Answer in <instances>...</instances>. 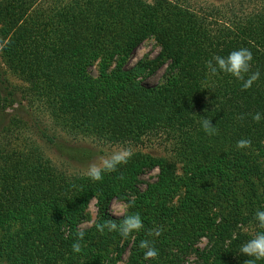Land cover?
<instances>
[{
	"label": "trees",
	"instance_id": "1",
	"mask_svg": "<svg viewBox=\"0 0 264 264\" xmlns=\"http://www.w3.org/2000/svg\"><path fill=\"white\" fill-rule=\"evenodd\" d=\"M45 2L50 6L44 7ZM230 2L214 6L211 13L192 8L185 0L0 2V44L8 62L29 78L36 98L59 128L43 137L71 156L86 148L66 147L58 140L60 131L75 138L137 145L164 135L170 147L169 154L161 156L134 151L126 164L105 173L99 182L85 173L52 171L39 154L23 156L22 151L5 153L0 148V226H21L15 237L10 234L9 240L0 242V260L115 264V258L94 253L86 241L91 232L101 235L96 224L122 221V216L108 212L111 201L120 199L133 202L128 212L139 213L143 224L138 236L129 239L126 264H189L192 254L201 264H244L248 257L239 248L250 237L235 232L234 221L242 214L240 201L234 197L228 223L210 224L200 213L206 202L198 187L206 176L214 183L216 179L222 189L217 194L231 200L242 181L258 179L264 186V120L252 119L255 113H264V0H241V6L248 7L240 11ZM151 37L161 47L158 56L128 64ZM239 48L252 53L249 74L260 73L247 90L229 74L213 76L206 68L213 56H227ZM97 61L99 75L94 77L90 67ZM164 67V82L144 84L146 76ZM6 103L0 92V111ZM203 117L215 126L214 135L201 128ZM241 139L251 145L237 148ZM155 169L156 178L141 188L142 175ZM7 175L12 190L5 184ZM261 193L256 194L258 199ZM95 196L100 217L91 228L81 229L85 209ZM176 196L178 202L172 203ZM258 203L264 210L263 198ZM36 211L51 212L61 226L53 241L40 237L39 242L24 228L32 220L23 219ZM252 213L251 209L248 216L254 219ZM157 227L169 231L147 239L146 232ZM79 231L84 232L82 251L74 253L71 246ZM203 238L207 243L199 247ZM143 240L158 250L157 258L144 259L139 247Z\"/></svg>",
	"mask_w": 264,
	"mask_h": 264
},
{
	"label": "rangeland",
	"instance_id": "2",
	"mask_svg": "<svg viewBox=\"0 0 264 264\" xmlns=\"http://www.w3.org/2000/svg\"><path fill=\"white\" fill-rule=\"evenodd\" d=\"M1 1L2 0H0V2ZM239 1L241 0H231L230 4L238 11H240V8L245 9L248 7L247 3L245 6H241V2ZM185 2L189 3L192 8L197 10L201 9L206 13H211L214 6L222 7V5L228 3V0H185ZM48 5L50 6L48 2L44 3V7H47ZM160 50L161 47L155 38H148L132 54L128 64L133 65L139 60L146 58L154 59L158 56ZM165 73V67L159 69L155 74L146 76L144 84L154 85L164 82L166 79ZM90 74L94 77L99 75L98 61L90 67ZM0 92L1 97L7 99L6 107L0 111V148L5 149V153L6 151L11 153L13 150H16L17 152L22 151L23 156H26L31 152L36 156L39 154L42 157L41 161L48 165L49 169L52 171L57 168L59 171H64L70 174L85 173L88 166L97 162L102 154L110 153L118 147L131 148L132 152L143 151L159 156L168 155L170 152V147L164 135H155L151 138H147L145 142L137 145L103 142L101 140H97L96 138H75L74 136L67 134L65 131H60L58 133V140H61L63 145H67L66 147L75 148L78 146L86 148L83 151H78L75 156L69 155L68 151L62 150V148L58 145L49 142L46 137L42 136L44 133L52 135L55 131H58L59 128L53 122V119L51 118V115L46 109L44 103L36 98L34 88H32L29 78L23 76L21 72L14 70V68L10 65L1 44ZM22 167H24V165ZM8 169H10L9 172L11 174L14 173L13 166H10ZM20 169L23 168L19 167V170ZM158 172V169L146 172L142 175L141 179L143 182H141L139 186L144 189L146 187V183L156 178ZM25 178V175L21 176V179ZM6 179L8 181L5 184L9 187L8 190H12L14 184L9 180L8 175L6 176ZM198 184V187H200L199 190L201 197L206 202V205L200 213L208 223H228V213H230L231 209L234 208V197H236L240 201L242 214L234 221L236 228L235 232L237 233L238 231H242L251 239L257 232L261 231L257 222L252 218V215L248 216L251 209L253 210V213H255L258 209L260 205L258 203L259 199L263 198L264 201V193H261V197L259 199L256 195L264 191V186H260V181L258 179H255L253 183H245L243 181L240 182L235 187L234 196L231 200L228 199L226 194H217L218 190L222 191V189L220 188L221 183L216 179L214 183L211 178L208 179L206 176V178L202 179ZM212 195L215 198L214 200L216 203L212 202ZM178 199L179 196H176L172 203H177ZM117 201L121 200L113 199L111 201L108 211L110 214ZM85 212V218L79 224V228L81 229L91 228L100 217V208L98 206L96 196L91 199L85 209ZM27 219L32 220L29 222L30 224L33 222V224L30 225L26 222L24 224V228L27 230L29 228V230L35 234V237L39 242H41L40 239L43 237L45 240L53 241V236L62 232L59 230L61 226L59 225L57 219L49 211H45L43 213H40L39 211L33 212V214L31 213L29 216L27 215L23 220ZM20 227L21 226H13L11 224L0 226V242L4 243L9 240L8 237H10V234L15 237V234L19 232ZM159 229H161L160 233H166L169 231L168 227ZM138 233L139 232L131 234L130 237L125 240L116 231L108 232L106 230L98 237L95 236L94 232H91V236H89V239H87L86 242L93 247L92 249L94 253L102 252L109 259L115 258V264H126L130 256L131 243L133 239L138 236ZM150 233L151 232H146L145 235L147 239L155 236L150 235ZM129 239H132V241L129 242ZM206 243L207 239L203 238L197 245L199 247H203ZM117 256H119V259ZM55 261L56 264L63 263L57 259H55ZM0 264L8 263L7 261L1 259ZM189 264H201V262H197L196 256L192 254L189 258Z\"/></svg>",
	"mask_w": 264,
	"mask_h": 264
},
{
	"label": "clouds",
	"instance_id": "3",
	"mask_svg": "<svg viewBox=\"0 0 264 264\" xmlns=\"http://www.w3.org/2000/svg\"><path fill=\"white\" fill-rule=\"evenodd\" d=\"M252 53L247 48H239L230 52L227 56H213L206 64L211 75H216L218 72L229 74L230 76L242 81V89L247 90L254 82L259 79L260 73H250V62L252 61ZM247 76V78H245ZM255 122L264 120V113L257 112L252 116ZM201 128L206 134L214 135L216 133L215 126L211 125V120L203 117L200 120ZM251 145V141L241 139L237 141V148L243 149ZM133 152L131 148L118 147L110 153L102 154L98 161L88 166L85 175L93 182L102 181L105 173H111L117 170L118 166L126 164L131 158ZM133 205L132 201L124 203L117 201L112 209L113 217H123L122 221L117 224L111 220L104 223L96 224V230L103 234L105 230L108 232L116 231L125 240L131 234L139 232L143 228L141 216L139 213H129L128 209ZM254 220L257 222L259 231L256 235L243 243L239 252L241 255L248 257L244 264H256L257 261H264V210L257 209L254 214ZM161 229L155 228L150 235L159 236ZM84 238V232L79 231L77 238L72 244V251L80 253L82 251L81 241ZM139 247L144 250V259H155L158 256V250L152 245L149 240L140 242Z\"/></svg>",
	"mask_w": 264,
	"mask_h": 264
}]
</instances>
